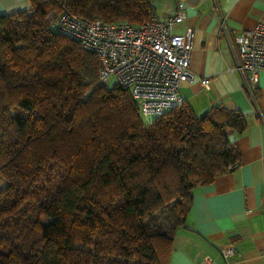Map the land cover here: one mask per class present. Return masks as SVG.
Returning a JSON list of instances; mask_svg holds the SVG:
<instances>
[{"label":"trees","instance_id":"16d2710c","mask_svg":"<svg viewBox=\"0 0 264 264\" xmlns=\"http://www.w3.org/2000/svg\"><path fill=\"white\" fill-rule=\"evenodd\" d=\"M29 1L0 14V264H168L194 187L239 165L244 115L184 102L148 121L53 27L63 10L136 25L158 0Z\"/></svg>","mask_w":264,"mask_h":264},{"label":"crops","instance_id":"0c3cea01","mask_svg":"<svg viewBox=\"0 0 264 264\" xmlns=\"http://www.w3.org/2000/svg\"><path fill=\"white\" fill-rule=\"evenodd\" d=\"M182 1L186 17L172 31L193 29L189 70L195 76L180 83L183 103L197 115L216 104L237 109L247 126L241 133L227 132L239 149V165L194 187L186 224L176 230L168 264H199L206 255L218 264H264V71L258 73L252 102L222 29L233 34L264 24V0H218V7L214 0ZM158 4L154 13L162 18L176 9V0ZM30 7L29 0H0L1 15ZM203 77L210 80L208 88L199 80ZM227 243L236 248L230 258L219 252Z\"/></svg>","mask_w":264,"mask_h":264},{"label":"built area","instance_id":"2783aa9c","mask_svg":"<svg viewBox=\"0 0 264 264\" xmlns=\"http://www.w3.org/2000/svg\"><path fill=\"white\" fill-rule=\"evenodd\" d=\"M217 1L214 3L218 7ZM185 17L184 2L178 0L170 16L162 18L153 13L136 25L125 21H89L63 10L53 27L82 48L94 51L100 59V82L108 86L109 78H113L115 83L129 89L142 117L151 121L181 106L180 83L192 82L195 78L189 70L193 29L186 27L182 33L172 31L173 25L183 22ZM222 29L242 86L255 102L258 73L264 71V24L233 34L224 26ZM199 80L209 87L208 78ZM219 252L222 257L230 258L235 255L236 248L233 243H227L220 246ZM199 264L218 263L206 255Z\"/></svg>","mask_w":264,"mask_h":264},{"label":"rangeland","instance_id":"374dc122","mask_svg":"<svg viewBox=\"0 0 264 264\" xmlns=\"http://www.w3.org/2000/svg\"><path fill=\"white\" fill-rule=\"evenodd\" d=\"M155 5V8L157 9V7H159L160 5L158 4V1H154L153 2V6ZM181 23V22H180ZM177 24V23H176ZM108 82H109V86H110V88H112V87H114V84H115V81H114V79L113 78H109V80H108ZM143 119V118H142ZM144 120V119H143ZM145 121V120H144ZM146 122V121H145ZM51 220V218H49V217H41V221L44 223V222H48V221H50Z\"/></svg>","mask_w":264,"mask_h":264},{"label":"bare ground","instance_id":"6f19581e","mask_svg":"<svg viewBox=\"0 0 264 264\" xmlns=\"http://www.w3.org/2000/svg\"><path fill=\"white\" fill-rule=\"evenodd\" d=\"M99 58V57H98ZM99 61H100V59H99Z\"/></svg>","mask_w":264,"mask_h":264}]
</instances>
